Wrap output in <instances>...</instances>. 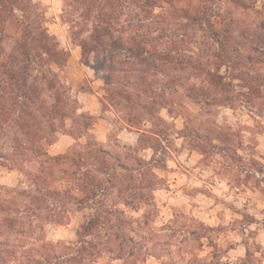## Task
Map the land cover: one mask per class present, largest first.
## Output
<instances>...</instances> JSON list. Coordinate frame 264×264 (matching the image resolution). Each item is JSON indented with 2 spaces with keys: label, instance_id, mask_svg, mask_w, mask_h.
<instances>
[{
  "label": "rangeland",
  "instance_id": "obj_1",
  "mask_svg": "<svg viewBox=\"0 0 264 264\" xmlns=\"http://www.w3.org/2000/svg\"><path fill=\"white\" fill-rule=\"evenodd\" d=\"M21 1L34 8L31 17L13 9L6 21L0 11V63L21 58L31 26L65 53L64 65L50 66L68 117L45 148L73 152L80 170L103 180L100 200L120 210L135 254H145L137 264L236 263L248 247L264 264V0ZM107 18L123 36L144 30L163 58L141 66L129 59L116 73L96 67L80 43ZM33 66V76L46 69ZM43 98L54 100L49 90ZM25 172L0 159V186L27 189ZM110 174L118 176L112 184ZM62 178L54 171V186L72 185ZM72 208L65 223L41 221L49 241H76L91 210ZM122 261L105 252L96 264Z\"/></svg>",
  "mask_w": 264,
  "mask_h": 264
},
{
  "label": "trees",
  "instance_id": "obj_2",
  "mask_svg": "<svg viewBox=\"0 0 264 264\" xmlns=\"http://www.w3.org/2000/svg\"><path fill=\"white\" fill-rule=\"evenodd\" d=\"M141 1L155 7L158 3V0ZM0 5L6 21L13 9L21 10L23 17L34 13V8L21 0H0ZM31 27L25 31L29 36L24 34L19 46L21 58L13 55L9 61L0 63V139L5 137L4 142L0 141V159L24 167L29 181L28 188L22 190L0 186V264H96L105 252L112 253L114 260H123L122 264L145 262V254L134 252V238L125 234L123 227L127 220L120 210L106 207L100 200L107 189L103 180L93 171L80 170L81 161L73 152L50 155L45 148L46 144L56 142L54 134L68 117L69 98L59 97L63 95V85L50 66L51 63L64 65L66 55L45 28ZM80 46L85 59L94 56L96 67L109 73L126 71L124 65L129 59L140 66L153 65V60L164 56L160 45L151 41L144 30H128L123 36L109 18L105 23L99 20L89 40ZM36 63L40 67L45 65L47 72L45 69L41 76H33ZM46 90L54 97L51 103L43 98ZM40 113L50 127V139L43 134V121L37 117ZM5 128L8 130L3 133ZM56 170L62 172V179L72 181V185L62 189L54 186L52 173ZM111 175L106 178L108 184L114 182L113 178L118 179ZM68 204L75 205L73 212L84 209L91 212L78 223L76 241L51 242L41 221L61 224L69 221ZM257 261L248 247L246 256L239 262L225 264H257Z\"/></svg>",
  "mask_w": 264,
  "mask_h": 264
}]
</instances>
